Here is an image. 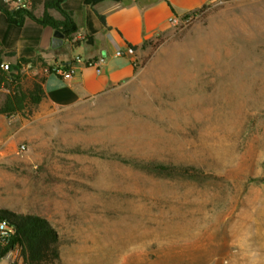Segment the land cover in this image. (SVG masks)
Segmentation results:
<instances>
[{"label":"rangeland","instance_id":"rangeland-1","mask_svg":"<svg viewBox=\"0 0 264 264\" xmlns=\"http://www.w3.org/2000/svg\"><path fill=\"white\" fill-rule=\"evenodd\" d=\"M200 12L128 83L35 109L29 139L0 147V208L48 221L51 264H264V25L236 26L264 0Z\"/></svg>","mask_w":264,"mask_h":264},{"label":"crops","instance_id":"crops-1","mask_svg":"<svg viewBox=\"0 0 264 264\" xmlns=\"http://www.w3.org/2000/svg\"><path fill=\"white\" fill-rule=\"evenodd\" d=\"M103 0L91 6L84 0H65L62 8L73 12L77 25L74 39L92 36L93 42L72 45L66 39L52 46L53 28L26 17L22 26L7 21L0 10V64H15L22 59H39L48 65L69 63L73 68L70 78H63L56 72L45 74L41 83L44 92L42 100L32 109V116L19 113L0 114V147L8 149L29 139L28 130L40 114L35 109L45 105L54 110L74 107L107 91L128 83L136 72L137 59L144 49L159 38L172 32L168 23L170 16H184L197 13L211 6L233 0ZM37 16L44 8L37 3L33 9ZM51 14L61 19L56 11ZM97 14L105 17L102 24ZM126 45L134 47V54L116 55ZM12 53L10 55L9 53ZM21 68L22 84L28 86L40 68ZM1 69V68H0ZM7 93L0 89V102ZM34 111V112H33Z\"/></svg>","mask_w":264,"mask_h":264},{"label":"trees","instance_id":"trees-1","mask_svg":"<svg viewBox=\"0 0 264 264\" xmlns=\"http://www.w3.org/2000/svg\"><path fill=\"white\" fill-rule=\"evenodd\" d=\"M65 0H34L30 8H13L4 0H0V10L5 13L7 21L17 26H22L26 17L42 24L59 29L65 34V38L72 45L80 43H92L90 35L82 39H74L77 33V25L73 18L72 11L62 8ZM103 0H84L85 4L91 6ZM119 1V0H116ZM37 3L43 5L44 11L41 16H37L33 9ZM51 11L60 14L61 19L55 18ZM100 22L106 25L105 17L97 14ZM63 41V40H62ZM62 41L54 39L52 46H59ZM133 47V46H132ZM134 48V47H133ZM12 55V53H9ZM24 64H30L29 69L40 68V72L34 76L30 85L22 84L21 68ZM69 69V63H62L58 66L48 65L39 59H22L15 64H9L7 70L0 69V89L6 88L7 93L0 102V114L11 115L19 113L24 117L32 114V109L42 100L44 92L41 83L47 73L54 72V69ZM165 169V165H158ZM0 222H5L11 229L12 234L9 241L3 244L0 249V258L15 244H18L24 264H51L57 257L56 243L58 235L48 221L39 215L19 214L7 209L0 208Z\"/></svg>","mask_w":264,"mask_h":264},{"label":"built area","instance_id":"built-area-1","mask_svg":"<svg viewBox=\"0 0 264 264\" xmlns=\"http://www.w3.org/2000/svg\"><path fill=\"white\" fill-rule=\"evenodd\" d=\"M7 4H9L13 8H30L33 5L34 0H4ZM201 12L190 13L184 16H170L168 18V23L177 29H182L188 26L194 19H196ZM135 50L132 46L126 45L124 48H120L116 51V55L122 54H134ZM0 68L3 70H7L9 68L8 63H1ZM54 72L60 74L63 78H70L73 73V68L63 70L61 68L54 69ZM21 149H24L25 146L23 144L20 145ZM12 234V229L5 223L0 222V243L6 244Z\"/></svg>","mask_w":264,"mask_h":264},{"label":"bare ground","instance_id":"bare-ground-1","mask_svg":"<svg viewBox=\"0 0 264 264\" xmlns=\"http://www.w3.org/2000/svg\"><path fill=\"white\" fill-rule=\"evenodd\" d=\"M257 12H259V11H257ZM257 12H255V13H257ZM258 15H260V14H258ZM232 18H231V21H232ZM263 25H264V19H262L258 16H255V15H245L243 17H240L238 20H236V26L240 31H242V30L244 31L247 29H253V28L257 29ZM234 28H236V27H234Z\"/></svg>","mask_w":264,"mask_h":264},{"label":"water","instance_id":"water-1","mask_svg":"<svg viewBox=\"0 0 264 264\" xmlns=\"http://www.w3.org/2000/svg\"><path fill=\"white\" fill-rule=\"evenodd\" d=\"M214 1H216V0H209L208 3H212ZM64 38H65V34L62 31H60L59 29L53 30L52 44L54 43V39L62 41Z\"/></svg>","mask_w":264,"mask_h":264}]
</instances>
